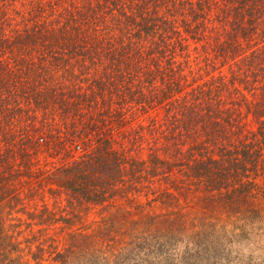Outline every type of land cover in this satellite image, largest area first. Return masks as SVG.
<instances>
[{
	"label": "trees",
	"instance_id": "trees-1",
	"mask_svg": "<svg viewBox=\"0 0 264 264\" xmlns=\"http://www.w3.org/2000/svg\"><path fill=\"white\" fill-rule=\"evenodd\" d=\"M0 264H264V0H0Z\"/></svg>",
	"mask_w": 264,
	"mask_h": 264
},
{
	"label": "rangeland",
	"instance_id": "rangeland-1",
	"mask_svg": "<svg viewBox=\"0 0 264 264\" xmlns=\"http://www.w3.org/2000/svg\"><path fill=\"white\" fill-rule=\"evenodd\" d=\"M154 111H155V109L154 110L153 109H147L146 110L147 113H144V114L140 113L138 115L136 114L135 118L133 116L129 117L130 120H132L131 123L136 124V125L141 124L143 126L141 128V131L144 132V140H145V142L147 141L149 143H153V140H151V137L155 136V134H156L155 131L151 132L150 129H148L149 124H151V121L153 122L154 120H156V114H154ZM56 119H57V116H56ZM134 119L137 121H133ZM42 154H44V152L40 153L37 157V158H39V161H40V159H43ZM56 225H58V223L51 225V226L50 225H46V226L41 225L40 228L42 229V232H43L42 235L44 236V235L53 234V229L51 227L56 226ZM32 229L36 230V227L34 226ZM30 234L31 233L28 232L27 236H29Z\"/></svg>",
	"mask_w": 264,
	"mask_h": 264
}]
</instances>
